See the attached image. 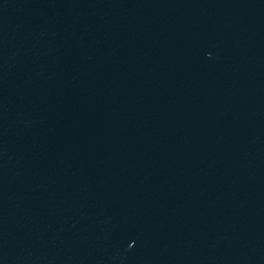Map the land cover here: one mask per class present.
Instances as JSON below:
<instances>
[{"label":"water","instance_id":"1","mask_svg":"<svg viewBox=\"0 0 264 264\" xmlns=\"http://www.w3.org/2000/svg\"><path fill=\"white\" fill-rule=\"evenodd\" d=\"M0 264H264V0H0Z\"/></svg>","mask_w":264,"mask_h":264}]
</instances>
